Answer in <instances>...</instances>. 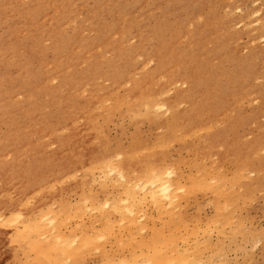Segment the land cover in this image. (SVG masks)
Here are the masks:
<instances>
[{"label":"rangeland","instance_id":"1","mask_svg":"<svg viewBox=\"0 0 264 264\" xmlns=\"http://www.w3.org/2000/svg\"><path fill=\"white\" fill-rule=\"evenodd\" d=\"M57 39L61 40L60 43ZM121 50L126 54L124 58L131 51L133 67L129 70L130 80L116 90L119 97L125 96L135 80L140 81L146 75L155 76L156 68L162 62L169 75L176 79L168 84L166 79L159 83L166 85L165 95L173 98L180 113L186 112L190 103L185 99L181 100V97L190 84L180 77L186 66L195 71L196 67H200L204 76L217 70L216 79L226 82L230 78L232 65L253 55L256 57L249 65L256 70V74L250 78V84L253 89L263 88L264 0H0V79L4 78L0 87V164L14 173L13 164L15 167L19 165L14 153L17 148L28 143L42 147L41 154L44 157L53 156L58 150L55 139L66 135L68 130L60 128L57 133H50V130L43 133V130L56 126L65 111L72 108L79 110L85 106L94 87H99L100 95L105 93L111 84L105 77L109 73V64L114 60L116 51ZM221 69L226 70V74L221 76ZM90 71H93V78L88 80ZM82 75L86 81L81 79ZM74 81H84L82 86L87 90L75 99L71 88V82ZM80 88L82 89L81 86ZM71 96L72 101H68L67 98ZM236 101L231 115L245 114L251 121L250 128L241 130L238 139L250 142L264 135V96L252 92ZM109 104L110 102L97 104L91 115L79 119L78 122L88 131V135L94 136L91 147L97 152L107 153L110 157H117L138 148L143 150V147L163 135L169 121L177 117V113L171 117L168 111L163 110L165 113L158 119L137 122L126 104L111 111L107 110L111 105ZM224 126L222 123L218 128L222 129ZM189 142L187 139L173 143L168 150L166 165L168 168L172 166L178 173L180 185L185 186L187 182V188L201 170H204L205 178L209 179L211 173L213 174L214 163L220 164L224 176H231L233 166L229 152L218 148L220 160L217 159L218 156L204 157L196 150L188 149ZM83 145L77 149L79 157H86V148ZM258 156H264V145L260 147ZM32 161L33 156H28V165L33 164ZM82 164L83 162L76 170V178L82 182H79L82 190L92 193L101 201L106 198H111L108 199L111 201L122 195L118 191L115 174L110 173L107 177L96 169L86 175ZM167 167L164 169H168ZM249 176L250 179L256 178L255 173ZM3 184L0 183V209H10L17 191L10 186V195H7L2 191ZM78 192V186L73 185L66 190H60L58 196L68 206H73L80 200ZM213 201L214 194L210 190H197L186 195L185 200L178 199L175 202V212H158L147 201L141 206V212H136V217H132L133 223L128 219L123 221L117 212H77L76 218L68 221L62 228L63 233L66 232L64 234L67 236L73 233L72 235L80 237L84 234L83 229L87 228L94 231L92 233L96 240H100L93 244L95 246L91 245L93 247L82 250V257L79 254L77 259L67 264H103L109 256L116 261L123 256L129 257L130 261L131 256L135 255L140 260L142 254L153 255L157 249V252L165 253L160 246L164 245L163 242L168 243L172 237L176 248L181 251L188 248L189 254L195 256V264H264V191L257 189L251 196L237 197L236 210L229 218L214 212ZM142 216H148V220ZM167 223L172 225L168 224L166 229ZM105 225L111 226L105 228ZM134 225L135 229L132 227ZM124 227L130 229V234ZM157 230L160 233L163 231L166 236L162 233L159 235ZM108 231L110 236L115 234L109 237ZM101 233L103 235L100 238ZM150 235L154 240L160 236L163 238L153 241ZM144 237L151 240L152 243L148 240L151 248ZM127 240L129 242L126 243ZM116 241L118 243L115 244L121 243L123 247H115L112 243ZM139 243L140 246H137ZM145 243L148 246L144 247ZM97 245L99 248L95 249ZM136 248H140V251ZM132 253L134 254L131 255ZM31 255L34 253L23 246L12 255V264H46L49 261L44 257L39 262ZM51 263L55 264L51 260L47 264Z\"/></svg>","mask_w":264,"mask_h":264},{"label":"bare ground","instance_id":"2","mask_svg":"<svg viewBox=\"0 0 264 264\" xmlns=\"http://www.w3.org/2000/svg\"><path fill=\"white\" fill-rule=\"evenodd\" d=\"M57 41L60 43L61 40L57 39ZM131 54V51H129L127 58H124L126 54L123 53L122 50L116 51L114 60L109 64V73L105 76L111 81V84L103 95L98 93L99 87L96 88L92 86L95 89L86 100L85 106L79 108V110L77 108H72L65 111L64 115L61 116V121L56 126H53L52 128L47 126V129L43 128V133L48 130H50V133H57L60 128L66 131L68 130L66 135L55 139L56 144H58V150L53 156L48 158L44 157L41 154L42 147H36L34 144L28 143L17 148L14 153L17 158L15 159L16 163H19L18 167H15V164H13L14 173L13 171H10L11 169L7 171L6 166L0 164V183H4L2 188L3 193L10 195V186L17 191L16 197L13 199L14 204L12 208L0 209V212H2L0 213V264H12V255L23 246L29 248V251L34 253V255L31 256L35 258L34 260L39 262V259L45 257V260H49L48 262L51 260L55 262V264H67V262L72 263V261L77 259L79 254H81L82 257V253L80 252L84 249L87 250L95 243L97 244L100 239L96 240L95 234L92 233L93 230L89 231V229L84 227V234L80 237L79 235H72L73 233L68 236L65 235L66 232H64L65 234L63 233L62 228L68 224V221L76 218L77 212L78 214L79 212H88L89 214V212L91 213L94 211L100 213L103 212L104 214L105 212H117L120 214L122 220L128 219L130 223H133L132 217L136 215V212H141V206H143V204L145 205L147 201H149L148 203H150V205H152L158 212H175V202L178 199L185 200L186 195L192 194L197 190H210L214 194V212L221 213L226 218H229L232 215V212H235L236 210L235 199L237 197L251 196L257 189L264 191V156H258L260 147L264 145V135L258 136L250 142L241 141L238 139L239 133L241 130H248L251 121L246 118L245 114L231 115L232 111H234V102H237L236 100L240 99L242 96L252 92L264 96V87L253 89L250 84V78L256 74V70L252 68L249 63L254 60L256 55L248 56L236 61L232 65L230 78L226 82H220L216 79L218 74L217 70L204 76L200 67H196L195 71L186 66V70L180 74V77L188 81L190 87H188L186 93L182 95L181 100L185 99L189 102L190 108L186 112L180 113V110L177 109L178 107L173 102V98L166 97V85H161L159 83V81L166 79V84H168L174 82L176 79V77L169 75L166 65L162 62H160V65L156 68L155 76L146 75L140 81L135 80L133 86L127 90L125 96L119 97L117 95V88L130 80L129 70L133 67L131 61V56L133 55ZM89 74L90 76H88V80H91L93 78V71H90ZM219 74L221 76L222 74H226V70L221 69ZM81 79H84V75L81 76ZM3 80L4 78L0 79V87ZM84 81L86 80L84 79ZM84 81L71 82L73 99H75L77 95L87 92L82 86ZM72 96L67 98V100L72 101ZM106 102H110L111 104H109V108L107 107V110L110 111L120 109L122 105L126 104L128 110L132 113L134 120L137 122L158 119L159 116L166 111L170 113L171 117L172 115L174 116V113H177V117H173L171 121H169L170 123L168 122L169 126L166 128L163 135L159 136L149 145L143 147V150H141L142 148H138L124 154H119L117 157H110L107 153H100V151L97 152L95 148L91 147V139H93L94 136L92 134L88 135V131L78 122L79 119H85L91 115L92 111L94 112L97 108L94 106L99 103H102L103 105ZM222 123H224L225 126L224 128L219 129L218 126ZM187 139L190 140V142L187 143V148L196 150L197 153H200L204 157L213 158L218 156L217 159L220 160V156L217 152L218 148H223L229 152L231 155L230 162L233 166L231 176H224L220 170V164L214 163L215 167L213 174L211 173L209 179L205 178L204 170H201L202 172L199 173L196 179L190 181V185L187 188V182L185 186L180 185L181 183L179 184L178 182V173L172 166L171 168H168L166 163L170 146L173 143ZM82 145L83 148H86V157H79L77 154L78 147H81ZM28 156H33V164L31 165H28L26 162ZM217 159L216 161L219 162ZM82 162L83 171L86 175L91 174L96 169L102 172L104 176H107L110 173L115 174L118 182V191H121L122 195L117 198L112 197L114 200L111 201H109L111 198H108L109 200L106 198L101 201L92 193L88 191L87 193L85 190H82V187H79V184L82 182H80V180L78 181L76 178V170ZM165 166L168 169L165 170ZM198 169L199 167L197 170ZM252 173L256 174L255 179H250L249 174ZM84 178L89 179L87 176H84ZM87 181L89 182V180ZM8 183L10 184L8 185ZM73 185L78 186L80 200L76 205L68 206L64 201L59 199L58 193L60 190H66ZM236 188H238L239 191L236 192ZM148 206L149 205H147V207ZM147 214L149 215V212H147ZM142 217L144 218L145 216ZM147 217L148 216L145 218ZM118 220H116V222ZM96 221L98 223L100 219L99 221ZM168 224L170 223L166 224V229L168 228ZM109 226L105 225V228ZM143 226H141V229H143ZM76 227L78 226L76 225ZM132 227L134 228L135 225ZM137 227L139 228L140 225ZM147 228L149 229V226ZM123 229H125V227ZM154 229L158 228L154 227ZM103 230L104 228L102 231ZM129 230H127L128 234H130ZM172 230H174V228ZM163 231H161V233L164 235ZM76 232L79 231L77 230ZM102 233L101 235L99 234L100 236L98 234L96 235L101 238L103 235ZM158 233L159 235H162L160 232ZM108 234L109 237H112L115 233L110 236V232L108 231ZM132 237L133 235H131V238ZM150 237L155 241L156 239L159 240L162 236L158 237L159 239L155 238V240L153 236L150 235ZM131 238L126 237V239ZM118 239L120 240L121 237ZM146 239L147 238H145V240ZM119 240L118 242H121ZM148 240L149 238L147 241ZM149 241L151 242V240ZM162 241L163 240H161V242ZM172 241H174L173 237L170 241L168 240V243L165 244V242H163L164 245L162 244L163 246H160L162 250H165V253L157 252V249L153 255L142 254V259L140 260L139 257L138 259L134 257L135 255L132 253L131 255L133 256H131L132 258L130 261H128L129 257L125 258L123 256L120 260L116 257L118 260L116 261L115 258H110L109 256L103 264H159L162 261H164L165 264H195L196 258L192 254H189L187 251L188 248L181 251L176 248ZM118 242L116 241L112 244L114 245ZM122 242L124 241L122 240ZM127 242L129 241L127 240L126 243ZM106 243H108V241H106ZM121 243L120 245L115 244V247H117L116 245H118V247L121 246ZM151 243L149 248H151ZM98 246L99 245H97L95 249H98ZM137 246H140V243ZM145 246L148 245L145 243L144 247ZM122 247L123 246H121V248ZM140 248L136 249L140 251ZM102 252H104L103 254L105 256L104 249ZM146 252L148 253L149 251ZM29 255L27 256L29 257ZM118 257H120V255ZM48 262H46V264Z\"/></svg>","mask_w":264,"mask_h":264}]
</instances>
